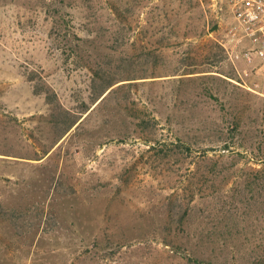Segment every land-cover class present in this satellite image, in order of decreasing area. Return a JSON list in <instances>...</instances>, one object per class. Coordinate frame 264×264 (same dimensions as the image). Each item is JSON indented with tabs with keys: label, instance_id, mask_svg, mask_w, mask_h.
<instances>
[{
	"label": "rangeland",
	"instance_id": "1",
	"mask_svg": "<svg viewBox=\"0 0 264 264\" xmlns=\"http://www.w3.org/2000/svg\"><path fill=\"white\" fill-rule=\"evenodd\" d=\"M239 14L234 0H0V264H264V61L244 58L259 45ZM100 68L136 79L55 145L47 96L89 105ZM141 126L193 146L150 152ZM176 196L185 225L166 223ZM14 211L56 225L19 232Z\"/></svg>",
	"mask_w": 264,
	"mask_h": 264
},
{
	"label": "trees",
	"instance_id": "2",
	"mask_svg": "<svg viewBox=\"0 0 264 264\" xmlns=\"http://www.w3.org/2000/svg\"><path fill=\"white\" fill-rule=\"evenodd\" d=\"M222 52L223 49L221 48L222 46H217ZM201 73H209L208 71L206 72H201ZM187 74H194L192 72L187 73ZM210 75H203L202 77H206ZM136 78H133L132 76H127L126 79H121L116 76L115 72H112L110 70H105L100 68L98 72L94 74V76L91 79L92 83V89H93V94H91V100L90 104L83 103L81 108H79L77 111L72 112L71 109L64 107L56 98V94L53 92V94H50L47 96L48 99V104H52V118L54 122V128H56L58 137L56 138L55 145L66 135L68 134L73 128L79 131L87 118L93 113L95 110L101 108L102 105H104L106 102H109L120 90L125 88V85H130L132 84L131 81L135 80ZM124 81H128L130 83L128 84H121ZM53 98L57 100V102H54ZM236 119H234L235 121ZM142 124L140 125H143ZM234 123V122H233ZM145 125H149V122H146ZM235 124H233V127ZM142 127V126H141ZM144 129V133L146 134V140L143 141V144L148 147V151H156V152H161L165 153L166 151H182L185 149L191 150L193 146V142L189 139L186 138V140H183L180 136H176L172 139L165 138V135L162 134V130H158L157 132H151L147 133L148 130L147 126L142 127ZM226 131L221 130V132H217L215 134L216 139V144L217 147H222L223 151L228 150V144L227 141L224 140L226 136ZM48 154V152H47ZM222 156V155H221ZM204 158L205 160H213L212 158L208 157L206 152L204 153ZM264 162H257V164H263ZM257 175H261L264 172V164L263 166L255 170ZM175 195H172L170 197H174ZM171 199V198H170ZM175 203L180 205L177 207L179 211L176 213L175 211H171L168 213L166 216V223L167 225H173L174 223H178V225H185L187 224L191 219V214L189 213V210L187 207L183 206V200L180 199L179 197H175ZM6 212V211H5ZM4 212V213H5ZM44 212L42 211L41 213H35L31 214L30 212H17L14 211L13 214H11L9 220H11V225L13 226V229L16 231H24L28 230L31 228L35 229H41L45 233H50L56 225L55 222V217L54 215L50 212H47L46 215L43 214ZM192 221V220H191ZM171 230L166 233V237H170ZM200 231V235H201ZM190 234V233H189ZM178 237V236H176ZM168 239V238H166ZM164 245L170 246V242H167V240H164ZM193 255V254H190ZM197 258V256H195ZM198 259V258H197Z\"/></svg>",
	"mask_w": 264,
	"mask_h": 264
},
{
	"label": "built area",
	"instance_id": "3",
	"mask_svg": "<svg viewBox=\"0 0 264 264\" xmlns=\"http://www.w3.org/2000/svg\"><path fill=\"white\" fill-rule=\"evenodd\" d=\"M234 1L235 5L238 6L240 10L238 19L241 24V27H239L243 30L241 39H246L254 45H259L258 49L251 48L246 51L244 58L247 61H251L254 56H257L264 61V0ZM241 39H239L238 42L241 43ZM223 47L227 50L225 45H223ZM227 52L231 56L228 50ZM232 54L234 53L232 52ZM238 57L239 55L235 54V58Z\"/></svg>",
	"mask_w": 264,
	"mask_h": 264
}]
</instances>
